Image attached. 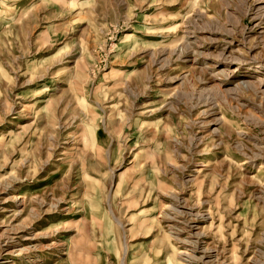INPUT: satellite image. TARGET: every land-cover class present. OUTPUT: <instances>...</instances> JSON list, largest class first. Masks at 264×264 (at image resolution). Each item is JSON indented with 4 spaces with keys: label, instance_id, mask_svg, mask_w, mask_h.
Returning <instances> with one entry per match:
<instances>
[{
    "label": "rangeland",
    "instance_id": "obj_1",
    "mask_svg": "<svg viewBox=\"0 0 264 264\" xmlns=\"http://www.w3.org/2000/svg\"><path fill=\"white\" fill-rule=\"evenodd\" d=\"M0 264H264V0H0Z\"/></svg>",
    "mask_w": 264,
    "mask_h": 264
},
{
    "label": "bare ground",
    "instance_id": "obj_2",
    "mask_svg": "<svg viewBox=\"0 0 264 264\" xmlns=\"http://www.w3.org/2000/svg\"><path fill=\"white\" fill-rule=\"evenodd\" d=\"M181 39H182V38L177 37V38H176V41H179V40H181ZM181 43H182V42H181ZM205 160H206V159H205ZM210 162H211V161H210ZM204 165H207V164H204ZM203 168H205V167H203ZM200 170H201V169H200ZM200 170H199V171H200ZM17 198H20V196H18ZM5 251H6V250H5ZM7 254H8V253H7ZM184 254H185V253H184ZM35 262H36V261H35Z\"/></svg>",
    "mask_w": 264,
    "mask_h": 264
}]
</instances>
